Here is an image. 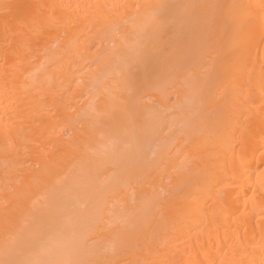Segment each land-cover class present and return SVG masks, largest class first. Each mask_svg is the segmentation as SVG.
<instances>
[{
    "label": "bare ground",
    "instance_id": "6f19581e",
    "mask_svg": "<svg viewBox=\"0 0 264 264\" xmlns=\"http://www.w3.org/2000/svg\"><path fill=\"white\" fill-rule=\"evenodd\" d=\"M0 264H264V0H0Z\"/></svg>",
    "mask_w": 264,
    "mask_h": 264
}]
</instances>
